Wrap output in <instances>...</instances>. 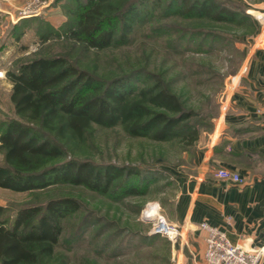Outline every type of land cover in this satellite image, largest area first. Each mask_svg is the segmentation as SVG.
I'll return each instance as SVG.
<instances>
[{
	"label": "trees",
	"instance_id": "1",
	"mask_svg": "<svg viewBox=\"0 0 264 264\" xmlns=\"http://www.w3.org/2000/svg\"><path fill=\"white\" fill-rule=\"evenodd\" d=\"M59 2L52 0L51 6L58 7ZM60 4L66 21L55 28L36 17L35 31L41 41L51 34L62 38L67 52L44 49L17 58L6 71L12 113L0 117V187L38 192L56 185L78 186L112 202L145 195L157 181L149 168L79 159L69 146L85 143L95 125L120 126L129 136L183 144L187 157L177 165H187L200 134L212 129L211 115L194 122L193 112L183 107L159 75L134 70L106 81L80 66L77 54L125 45L148 21V36L161 37L163 31L157 30L161 27L150 22L173 15L210 25L251 27V34L256 26L232 0H66ZM33 19H20L8 34L20 40ZM211 32H204V42L212 38ZM194 34L183 32L175 42L168 34L166 49L172 53L185 48L183 43L191 38L202 40ZM71 49H76L74 58ZM80 210L71 196L23 205L11 216L0 206V264H50L62 243V222ZM88 217L84 215L78 226L89 223L92 236L98 237L104 225L97 217ZM78 235L65 242L83 240Z\"/></svg>",
	"mask_w": 264,
	"mask_h": 264
},
{
	"label": "rangeland",
	"instance_id": "2",
	"mask_svg": "<svg viewBox=\"0 0 264 264\" xmlns=\"http://www.w3.org/2000/svg\"><path fill=\"white\" fill-rule=\"evenodd\" d=\"M29 1L32 0H23L14 9L13 15L18 7ZM40 1L50 3L39 15L24 18L34 19L32 27L25 29L20 40H14L8 34L12 23L10 20L6 21L7 13L0 10V46H5L2 56L0 55V71L3 72L0 77V117L10 116L12 113L8 99L11 84L6 77V71L13 67L17 58L41 53L44 49L53 53L67 52V48H64L67 45L62 38L51 34L47 41H41L35 31L36 25H39L37 21L42 18L55 28L61 26L67 17L62 12L60 3L66 0L59 2V8L51 6L52 0ZM232 1L241 5L244 13L250 16L255 25V16L264 13V0ZM36 17L39 19L35 20ZM152 22V26L161 27L157 28L163 31L161 37L148 36V21L130 36L125 45L78 53L79 65L106 81L134 70H146L159 75L180 98L183 107L193 112L191 119L194 122L209 114L213 126L220 113L222 101L243 63L252 35L251 27L244 28L236 24L210 25L201 20L185 19L177 15L150 23ZM207 31H212L213 36L204 42V32ZM183 32H195L194 35L202 40L191 38L189 43H183L185 48L182 50L169 52L166 49L168 34L175 38ZM176 40L175 38L173 42ZM69 55L76 57V49H71ZM204 133L206 131L200 134L195 147L199 145ZM69 149L79 159H89L96 163L111 162L117 165L147 167L155 174L157 181L147 194L127 197L119 202H112L78 186L56 185L38 192H20L0 187V206H4L10 216L17 207L42 203L50 197L71 196L80 203V212L62 222V243L60 242L58 253L50 264H171V244L165 237L148 233L149 225L144 218V209L148 203L154 202L161 210L162 202L171 196L173 187L168 170L186 159L187 153L183 144L129 136L120 126L95 125L85 143L71 144ZM1 157L0 152V159ZM160 212L163 214L162 210ZM86 214L89 219L97 217L99 225H104L98 237L92 236L91 226L87 227L89 223L78 226ZM163 216L167 220L164 214ZM74 233L77 236L83 235V240L75 237L74 241L65 242Z\"/></svg>",
	"mask_w": 264,
	"mask_h": 264
},
{
	"label": "crops",
	"instance_id": "3",
	"mask_svg": "<svg viewBox=\"0 0 264 264\" xmlns=\"http://www.w3.org/2000/svg\"><path fill=\"white\" fill-rule=\"evenodd\" d=\"M22 1L0 0L6 21L20 20L13 11ZM255 26L212 129L203 134L190 163L169 167L173 190L161 210L181 227L175 241L169 240L171 264H206L200 222L224 230L233 244L264 247V118L256 113L264 101V22ZM221 167L239 172L245 183L217 177Z\"/></svg>",
	"mask_w": 264,
	"mask_h": 264
},
{
	"label": "built area",
	"instance_id": "4",
	"mask_svg": "<svg viewBox=\"0 0 264 264\" xmlns=\"http://www.w3.org/2000/svg\"><path fill=\"white\" fill-rule=\"evenodd\" d=\"M50 2L40 0H32L18 7L14 13L16 20L30 16L39 15L43 8ZM257 22H264V13L255 16ZM3 72L0 71V77ZM256 113L264 118V101L262 105L256 109ZM215 175L225 181L234 184H243L246 179L239 172L228 169L218 168ZM150 208V209H149ZM144 215L149 225L148 233L165 237L170 241H175L176 237L181 233V227L171 224L161 214L160 207L157 203L150 202L144 209ZM198 227L205 231L203 257L206 264H261L264 257V247L244 248L241 245L233 244L228 239L224 230L209 225L206 222H200Z\"/></svg>",
	"mask_w": 264,
	"mask_h": 264
},
{
	"label": "bare ground",
	"instance_id": "5",
	"mask_svg": "<svg viewBox=\"0 0 264 264\" xmlns=\"http://www.w3.org/2000/svg\"><path fill=\"white\" fill-rule=\"evenodd\" d=\"M150 209V208H149Z\"/></svg>",
	"mask_w": 264,
	"mask_h": 264
}]
</instances>
